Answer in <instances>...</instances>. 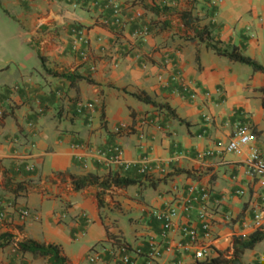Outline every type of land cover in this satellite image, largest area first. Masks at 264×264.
Returning <instances> with one entry per match:
<instances>
[{"label":"crops","instance_id":"1","mask_svg":"<svg viewBox=\"0 0 264 264\" xmlns=\"http://www.w3.org/2000/svg\"><path fill=\"white\" fill-rule=\"evenodd\" d=\"M115 1L119 25L103 7L0 0V202L9 213L0 234L58 245L69 264H102L88 256L103 249L113 264L121 243L144 251L147 238L161 232L151 212L174 206L197 184L223 201L211 207L213 257L229 259L262 188L246 174V155L224 147L235 124L247 122L264 159V73L208 44L235 46L264 68V0ZM206 28L210 37L200 39ZM73 29L87 40L77 49ZM113 147L127 169L96 152ZM112 173L136 184L73 190L72 176ZM20 210L27 219H18ZM226 212L237 223H225ZM239 261L264 264V240ZM0 264L46 262L11 243L0 249ZM153 264L197 262L186 253Z\"/></svg>","mask_w":264,"mask_h":264},{"label":"built area","instance_id":"2","mask_svg":"<svg viewBox=\"0 0 264 264\" xmlns=\"http://www.w3.org/2000/svg\"><path fill=\"white\" fill-rule=\"evenodd\" d=\"M72 8H79L86 4L91 7H103L110 10L111 18L114 24H121L120 16L122 8L115 0H60ZM104 4L101 6V3ZM73 46L87 43L81 30L73 29ZM136 38H143L142 34L135 33ZM79 57L82 61L87 60L85 51L78 48ZM187 90V88H185ZM196 94L190 93V99H195ZM91 108L92 104L79 105V108ZM142 127L140 124L139 129ZM140 129L139 137L143 138L144 134ZM255 134L250 124L237 123L234 126L231 138L224 147V151L233 154L246 155V174L254 179L262 188L260 193V201L252 204L250 208V218L240 222L243 232L250 236L255 232L264 231V159L261 157L258 149L254 146ZM99 156H106L111 163L119 165L127 169L129 166L122 159V150L119 147H113L108 152L96 151ZM211 153L201 154L200 157L210 155ZM147 167L144 165L140 169V173L145 174ZM186 195L178 199L177 204L168 206L162 210H153L151 215L161 223V232L158 236H150L146 240V246L143 251L142 246L138 245L131 249L127 244H119L116 246L112 254L111 263L113 264H138V259L143 258L144 264H153L164 256L192 254L193 259L198 263L213 258L215 253L214 241V225L216 222L215 212L213 208H219L223 205L222 199L211 200L209 189L206 186L190 184L186 188ZM244 190L236 191L237 197H243ZM27 210H20L17 217L20 221L28 218ZM9 220V213L6 207L0 202V231L3 225ZM225 223H237L230 212L222 215ZM242 233L238 239H246L248 236ZM105 250L101 249L93 252L88 256L90 263L109 264L104 259Z\"/></svg>","mask_w":264,"mask_h":264},{"label":"trees","instance_id":"3","mask_svg":"<svg viewBox=\"0 0 264 264\" xmlns=\"http://www.w3.org/2000/svg\"><path fill=\"white\" fill-rule=\"evenodd\" d=\"M200 39L203 36L210 37V33L207 28L197 34ZM216 55L228 58L230 61L245 64L252 68L254 71L264 73V68L258 65L255 61L245 57L235 46H225L224 48L216 47L208 44ZM67 79H71L70 76H63ZM73 190L78 191L86 187L96 185L102 190L111 188H125L136 184V181L127 177H121L116 173L108 174L106 177H99L97 175L88 174L81 177L72 176ZM21 184L17 185V189H20ZM15 191V190H14ZM100 195H98L99 202ZM264 240L263 232H255L248 236L246 239H238L234 241L233 247V259L229 260L221 255L198 262L197 264H240L239 257L245 250H251L254 246ZM14 243L19 253H29L33 258L44 259L46 264H69L67 258L63 254L62 249L58 245L54 244H41L33 240L16 241L15 237L5 232L0 234V249Z\"/></svg>","mask_w":264,"mask_h":264},{"label":"rangeland","instance_id":"4","mask_svg":"<svg viewBox=\"0 0 264 264\" xmlns=\"http://www.w3.org/2000/svg\"><path fill=\"white\" fill-rule=\"evenodd\" d=\"M263 233H264V231H263ZM226 255H228V254H226ZM234 257H233V253L231 254V257L229 258V260H232Z\"/></svg>","mask_w":264,"mask_h":264}]
</instances>
